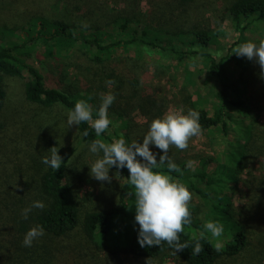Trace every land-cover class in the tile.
Wrapping results in <instances>:
<instances>
[{"label":"trees","instance_id":"16d2710c","mask_svg":"<svg viewBox=\"0 0 264 264\" xmlns=\"http://www.w3.org/2000/svg\"><path fill=\"white\" fill-rule=\"evenodd\" d=\"M226 20L237 37L222 54L218 39ZM10 31L24 36L12 42ZM260 32L264 0H0V119L6 81L22 79L25 72L22 96L34 111L22 120L21 134L33 126L38 131L32 141L25 139L33 152L16 162L0 158V264H165L168 259L172 264H264V95L254 85L259 80L264 90V79L250 75L251 65L258 64L232 54L241 43H258ZM43 54L54 57L58 74L53 65L44 69ZM150 57V64L174 63L181 71L183 84L170 99L144 82L141 71ZM77 58L82 63L71 62ZM230 60L241 66L234 80L227 73ZM108 80L115 84L107 85ZM101 93L115 96L108 109L112 123L100 137L89 123H80L76 138L82 143L143 139L172 99L184 114L199 112L202 134L223 146L221 158H191L172 147L168 155L183 175L166 166L154 169L183 182L200 201L190 203L192 223L180 233V242L189 247L176 255L167 243L140 247L126 168L109 169L108 183L93 179L89 165L69 168L68 156L56 172L42 163L57 143L49 133L57 124L44 110L56 107L67 113L84 99L95 119ZM3 127L0 123V155L5 151ZM151 151L157 161L163 154ZM189 160L195 162L192 169ZM215 168L221 179H212ZM106 193L111 200L101 198ZM34 201L43 202L44 209L33 208L23 219L22 210ZM209 221L222 223L224 232L218 238L206 233L199 241L203 251L193 255L196 238ZM36 225L45 235L23 246L25 234Z\"/></svg>","mask_w":264,"mask_h":264},{"label":"clouds","instance_id":"9594fccd","mask_svg":"<svg viewBox=\"0 0 264 264\" xmlns=\"http://www.w3.org/2000/svg\"><path fill=\"white\" fill-rule=\"evenodd\" d=\"M84 28L88 24H82ZM232 54L238 58L244 57L259 65L260 76L264 79V37L258 43L244 42L232 49ZM106 84L112 86L115 81L108 80ZM101 103L93 118V108L84 99L78 100L74 108L67 112V128L78 126L82 122L89 123L97 137L105 133L112 121L108 118V109L113 104L115 96L112 93H101ZM61 107H63L61 105ZM202 128L199 123V112L189 109H171L162 117L153 119L142 142L132 141L130 144L123 138L114 139L111 143L102 139H94L87 145L88 151L97 159L90 166V176L102 182L111 183L109 169L128 170L127 182L134 189L135 223L139 225L138 243L141 248L148 246H161L167 243L173 250V255L189 247L188 243L180 242V233L185 226H190L191 212L189 209L192 193L179 180L164 172L154 169L166 166L168 172H183L169 157L170 148L186 150L191 138L201 135ZM87 132L84 133L87 136ZM150 146L162 152L157 161V154L151 151ZM59 148L51 147L50 156L42 158V163L55 172L61 168L62 157L58 155ZM139 158V159H138ZM194 161H187V167L193 168ZM17 187V185H16ZM22 190V189H21ZM45 204L34 201L29 207L22 210L23 219L33 208L44 209ZM203 231L196 238L193 255L203 251L200 240L206 239V233L212 238L221 237L224 232L223 224L218 221H209L203 225ZM43 227L36 225L30 228L24 236L23 246L31 247L33 241L44 236ZM222 245L216 244L219 251Z\"/></svg>","mask_w":264,"mask_h":264},{"label":"rangeland","instance_id":"374dc122","mask_svg":"<svg viewBox=\"0 0 264 264\" xmlns=\"http://www.w3.org/2000/svg\"><path fill=\"white\" fill-rule=\"evenodd\" d=\"M146 8L147 5L143 2L142 9L145 10ZM222 30L224 36L218 39L219 41L218 47L219 49H221V51H223L221 53L225 54L229 45L236 40L237 35L233 33L231 25L228 20L224 22V25L222 26ZM7 35L12 42L14 41L17 42L20 41L18 40L19 38L21 39L23 38L24 33L21 31L19 32L10 31L9 33H7ZM258 37H259L258 39L264 37V33L260 32ZM212 48L214 49V47ZM131 53L133 52L130 51L129 56H132ZM146 59H147L146 64H144L143 66L144 68H142L141 71V74L145 76L144 82L148 84V86L152 85L156 87L159 90L160 95L167 96L170 99L177 92L179 88L178 86L183 84L181 76L179 74L181 71L179 70L178 72V69L174 68V63H161V64L153 65L150 64L151 57ZM29 60H32V56L28 58V62ZM40 60L42 61V63H45L46 65L44 69H48L47 66L51 68V65H53L54 73L58 74V71L55 70V65H54L55 63H53L54 57L43 54L41 55ZM71 62L82 63V60L77 58L71 60ZM253 65L254 64L251 65L250 75H252V77L258 80V77L260 76L259 68L258 65L256 67ZM166 68H168L169 71ZM238 68H241V66L236 65L232 60L229 61L227 66V70H228L227 73L230 80L235 79V75H236L235 73L237 72L236 70ZM66 71H71V70H66ZM72 72L74 73L73 70ZM248 74L249 73H247L246 75L248 76ZM27 79H28V75L24 72L22 79H8L6 81V93H7L6 102L3 110V116L0 119V123L4 125L2 129V133H5L4 136H6L2 140L4 143L3 146L5 148V151L4 154L0 155V158L4 159L5 158L4 156H6V158L9 157L8 159L13 162L18 161V159L21 158L25 154V152L27 151L33 152L32 148H28V143H25V139L28 137L32 141V138L34 139V136L36 135V133H38V131H36L37 126H33V127L31 126L32 128L27 129L26 132L21 134L22 132L21 127L23 125L22 120L30 119L33 116L32 114L34 111L33 106L27 104L23 100V96H22V82L26 81ZM199 79H201V77ZM254 85L256 87L255 89L256 93L259 96H263L264 90L261 89V85H259V80L255 82ZM203 93H205V91H203ZM193 98H195V100L198 99L195 93ZM171 101L172 99L168 104V108L166 112L171 109H179ZM208 101H209L208 103H211L213 99H210ZM44 111H45L44 116H48L47 119L50 118L54 119V120H50V122H56L57 124V128L53 127L54 129L50 130L49 133L55 136L57 139V143L54 146L59 148L58 155H60L61 157H65V156L69 157L68 164H69V168L71 169L82 168L84 164L86 166L89 165L90 167L91 164L97 159V157L88 151L87 145L89 143H82L76 138L77 129L75 125L72 126L71 128H67V124H66L67 113H65V111L61 110L60 108H56V107L52 108L51 110H44ZM134 119H135V123L137 124L140 123L139 118L134 117ZM262 120H264V111L262 114ZM135 133L136 135L140 134V131L135 130ZM230 138H231L230 141L233 142L234 140L232 139V137ZM137 141L142 142V139L137 138ZM211 141L212 140H210L207 136H204L201 133V135L191 138L188 142V148L186 150H178V154L181 152L182 155H187V157H191V158L198 155L208 156V157L217 156L218 158L219 157L221 158L223 155L220 154V152H222L223 146L213 143ZM150 148L154 149L155 147L150 146ZM218 174H219V169L215 168L211 173L212 179H216V178L221 179V176H219ZM188 175L190 174L188 173ZM87 190L88 187L85 186L83 188V191H87ZM101 198L105 201L111 200L110 194L108 193L102 195ZM190 203H193L194 205H200L199 198L196 194L192 193V201ZM165 264H172V260L168 259Z\"/></svg>","mask_w":264,"mask_h":264}]
</instances>
